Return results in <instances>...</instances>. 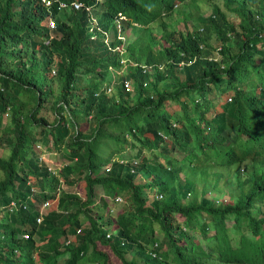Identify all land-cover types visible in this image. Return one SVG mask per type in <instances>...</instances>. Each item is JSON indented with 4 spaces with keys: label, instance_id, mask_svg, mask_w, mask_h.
I'll return each instance as SVG.
<instances>
[{
    "label": "trees",
    "instance_id": "1",
    "mask_svg": "<svg viewBox=\"0 0 264 264\" xmlns=\"http://www.w3.org/2000/svg\"><path fill=\"white\" fill-rule=\"evenodd\" d=\"M59 1L96 6L99 26L104 29L122 12L128 17L123 21V32L132 36L126 46L128 57L165 67L163 72L155 71L154 81L145 87L141 83L146 76L133 67V93L119 86L111 96H95L100 88L98 67L118 63L115 47L120 42L107 45L101 33L91 38L84 11L67 14L65 22L56 18L50 28L48 15L56 16V5L51 14H45L39 0H0V114L10 111L8 124L13 134L8 139V158L0 157L4 174L0 217L16 212L0 220V264H56L64 254L62 264H113L99 249L100 244L108 246L120 264H264V214H251L256 200L264 204V187L255 180H261L264 168L260 171L259 164L249 163L250 177L244 182L251 184L238 195L237 202L210 201L204 196L207 187L202 179L208 176L209 168L217 170L244 161L245 153L237 157L233 152L229 158H225L226 151L224 158L219 153L218 145L228 142L227 130H236L229 145L242 134L261 145L255 155H264V0H221L237 17L238 30L216 5L210 17L200 19L204 32L195 29L177 35L159 19L161 11L171 6L168 0H103L100 5L96 0ZM158 19L162 30L159 38L149 27ZM228 33L232 35L228 37ZM218 44L222 46L220 59H209ZM180 55L193 59L180 71L184 81L173 66L184 59ZM51 69L54 75L48 78ZM50 81L58 85L52 101ZM208 84L232 92L231 102L226 101L221 112L211 117L206 113L214 110L216 99L201 110H191L181 99L193 97L198 107L194 95ZM152 93L155 99L150 98ZM167 100L180 109L168 105ZM47 102L54 112L51 122L36 117ZM24 110H32L29 117H23ZM63 110H67V118L62 116ZM83 120L94 122L89 132L78 129L77 123ZM201 126L207 128L206 133ZM35 143L48 151V156L61 154L65 160L61 177L67 186L80 179L86 183V198L60 191L56 203L52 202L55 209L44 214L38 224L37 210L28 201L30 186L40 190L34 197L37 203L51 201L58 181L47 173L44 164L48 162L38 159L41 150L33 151ZM123 146L133 148L140 159L133 166L114 161L105 173L103 166ZM177 154H182L181 158ZM138 175L142 182L136 183ZM98 186L102 193L113 196L129 192L130 205L117 216L115 229H110V215L93 210ZM145 188H155L163 197L146 205ZM11 198L27 201V209L9 212L6 206ZM175 214L183 216V222H175ZM83 218L90 224L82 226ZM228 220L233 221L231 225ZM19 222L29 223L30 229H22ZM156 228L162 230L163 242H158ZM36 231L43 241L39 245L33 238ZM40 232H45L44 238ZM195 233L207 249L195 241ZM68 235L73 239L65 244ZM232 236L237 239L232 240ZM166 242L170 243L168 250L160 251ZM153 250L160 251L158 257L150 254ZM126 254H130L129 259Z\"/></svg>",
    "mask_w": 264,
    "mask_h": 264
},
{
    "label": "clouds",
    "instance_id": "2",
    "mask_svg": "<svg viewBox=\"0 0 264 264\" xmlns=\"http://www.w3.org/2000/svg\"><path fill=\"white\" fill-rule=\"evenodd\" d=\"M39 1L45 10V14H51L52 8L56 5L55 6L56 12H57L56 16L50 17L48 15V22H47L48 27L53 28L55 26L56 18H59L61 21L65 22L67 14H69L71 12L77 13V12L84 11L87 14L88 29H89L90 35H92L91 38H95L98 33H101L103 35V38H104V43L107 45H110L111 43L116 42V41L120 42L115 47V50L119 52V54H117V56H116L118 63L117 64L109 63L105 67H101V66L98 67V73L101 74V76H98L99 77L98 82L100 83V88L98 90H96V92L94 94L95 96H99L100 93H104L107 96H111L112 94H114V92L115 93L117 92V89L119 86H122V89H124V92H132L133 93V91H132L133 86H134V84L136 85V80L134 82L133 78L130 76V72L133 70V67H136V69H138L142 75L146 76V79L141 83L143 87H145L149 82L154 81L153 76H154L155 71L163 72L164 67H165V65L163 63H155V62H149V64H147L148 62L147 63H139L137 59L134 60L131 57H128L126 46H127L128 42L132 39V36L130 34L127 35L126 33L123 32L124 29L122 27V24H123L124 20L128 19V17L125 14H123L122 12H118L112 19H110L109 27L107 29H104L101 26H99L100 14H99V10L95 9V8H97L96 6H89V5L87 6V5H84L83 3L77 2V1H69V2H62L59 0H39ZM96 1H97L96 5H100L101 1H103V0H96ZM168 1L171 2V6L168 10L161 11V13H160L161 16L159 19L166 24V22L163 20V18L170 17L173 14H181L182 20L179 21L180 24L177 25L175 28L173 27V28L169 29L167 24H166L168 31H173V32H175V35H177L179 33L185 32V31L191 32L195 29H197L198 31L204 32L203 26L200 23V19H206V18L211 16L213 9L217 5L215 2L218 0H188V2H186L187 0H168ZM202 4H209L210 5L209 14H207V15L202 14L201 9H200ZM217 6H219V5H217ZM222 7L224 8L222 10L225 13L226 12L231 13L227 9H225V7L223 5H222ZM220 9H221V7H220ZM61 15L64 16L65 20L61 19V17H60ZM226 15H227V13H226ZM227 18L229 19L228 15H227ZM159 19H158V22H154L151 25L148 24L150 28L152 27L151 28L152 34L153 35L157 34V38H159L161 33H162V30L159 27V24H160ZM188 20L191 22V29L190 30L187 28V21ZM237 21H238V19H237ZM134 25H137V24L134 23ZM235 29L238 30V25L235 26ZM231 35H232L231 33L227 34L228 37H230ZM218 46L220 47V51H221L222 46L220 44H218L214 50H211L212 53H210L208 55L209 59H211V60L220 59V57H221L220 53H219L218 58L215 57V50ZM199 49L204 50V48L202 46H200ZM181 57H183L184 59H182L179 63L173 64L175 73L179 72V75H181L180 71L183 70V67L186 65H189L193 61V59L190 60L189 57H185V56H181ZM185 59H187L188 62H186ZM53 75H54V70L51 69L50 75H49L50 78ZM126 75L129 76V79L126 77ZM179 79H180V81H184V75L183 76L181 75L179 77ZM167 82L168 81L166 80V84H167ZM211 87L216 88L217 85L213 86L212 84H208L207 87L203 91H200V92L202 94H204L205 91L209 90ZM43 90H45V89H43ZM219 90L222 91V93H224V94L227 93V91L223 90L222 88H220ZM219 96L222 97L221 93L219 94ZM150 98L155 99L156 96L153 95V93H152V95H150ZM181 99L186 100L185 96H182ZM231 99H232V97L229 96L227 100L231 102ZM197 101H199V100L196 99V102ZM166 103L175 109H180V107L177 106V104L173 103L170 100H167ZM41 108H39V110ZM40 117H42V116H40ZM232 132H234L233 136L230 135V137H228V134L229 133L231 134ZM235 132H236V130L225 131V136H226L228 142L232 141V137L235 136ZM228 142L226 144L227 147L236 150L237 142H235L231 145H229ZM37 148H39L41 150V152L38 154V159L48 162V164H44V166L47 170V173L49 175H51L53 178L57 179V181H58V186L52 192V195H53L52 200L49 201L48 199H46V200L42 201V202L47 201L48 205H49L52 202L56 203V197L60 191L63 190L65 192H67L66 188H65L66 184L64 183V181L61 177V173H62L61 171H62L63 165L65 164V161H61L63 164L58 166L57 164L51 162L50 159L47 157L49 154L48 151L44 150L42 147H40L38 145H37ZM235 154L237 157H239L241 155V152L238 151V152H235ZM252 156H254V157L252 158ZM229 157H232L231 154L225 155V158H229ZM248 157H250V159H251L250 163H256V164L260 165V171H261L264 168V165L262 164L264 162V155H255L253 152V153L249 154L248 156L244 157L243 158L244 161L240 164L241 170H239L240 169L239 165L236 164V169H235L234 173L236 174L237 171L239 172V175H237V176L239 177L240 183L241 184H248L250 186L251 182L250 183L244 182V180L247 179L246 175L249 174V171H250L249 163L245 162V160ZM121 160H122V162L127 163V161L125 159L121 158ZM244 164H247L246 170H243ZM131 165H133V161H132ZM48 168H55V170L56 169H59V170H57L55 174H52V171L49 170ZM102 170L105 172L104 166H103ZM241 178H243V179H241ZM255 180L258 182V185L264 187V176H262L261 180H259V179H255ZM258 185L253 184V186H255V188ZM28 186H30V182H28ZM145 189L148 190V195L151 194L150 198L152 201L157 195V190L155 188H145ZM39 191L40 190L37 189L36 187L30 186V195L28 197V201H31L32 204L34 205V207L41 206V204H42V202L37 203L35 201V198H34ZM41 192H45V191L42 190ZM70 193H75L78 197L83 199L81 197L80 192H70ZM152 193H154V195H152ZM102 194L103 193L100 192V199L98 201L96 200L97 205L100 204ZM159 195H160V198L163 197L161 193ZM230 198H229V201L231 203L233 201H232V198H231V200H230ZM12 199H14V198H11V200ZM17 201H19V200H17ZM210 201L215 202L216 204L228 203V199L223 200L222 197H218V196H217L216 201H213V200H210ZM19 202H22V201H19ZM22 203H24L26 205V208L25 209L20 208V209L26 210L28 207L27 201L22 202ZM38 215H39V213L37 212V216ZM41 218H42V215H41ZM183 230L186 231L185 227L183 228ZM78 231H80V229H78ZM78 231L76 230V233ZM109 234H110V232H108L106 234V236L107 235L109 236ZM196 234L197 233H195V235ZM23 235L24 234H22L21 237L25 238ZM72 239H73V236L68 235L66 237V240L64 241V243L66 244ZM154 246H157V243H154Z\"/></svg>",
    "mask_w": 264,
    "mask_h": 264
},
{
    "label": "rangeland",
    "instance_id": "3",
    "mask_svg": "<svg viewBox=\"0 0 264 264\" xmlns=\"http://www.w3.org/2000/svg\"><path fill=\"white\" fill-rule=\"evenodd\" d=\"M186 2H188V0ZM215 3L217 5H219L221 7V9H224L222 7V3H221L220 0L216 1ZM200 9H201L202 14L207 15L210 12V5L209 4H202ZM226 13H227V15L229 17V20L232 21L235 24V26H237V23H236L237 22V18L235 17V15L232 14V13H228V12H226ZM60 17H61L62 20H65L63 15H61ZM163 20L166 22L168 28L170 29V28H173V27L175 28L177 25H179L180 24L179 21L182 20V18H181V14H173L170 17L163 18ZM187 28L189 30L191 29V22L189 20L187 21ZM140 34H142L141 31H140ZM185 60H186V62H188L187 59H185ZM48 78H50V77H48ZM89 80H90V78L87 77L86 81L89 82ZM98 81H99V77L97 79V82ZM49 85L51 86V89H52V92H53V94L49 97V101H52L55 98L54 96L56 94V90L58 88V85H57L56 82H53V81L52 82L50 81ZM257 90L258 89H256L255 91H257ZM220 93H221L222 97L219 96ZM12 94L13 93L11 92V93H7L6 95L8 97H11ZM194 96H195L196 99L199 100L198 107H195V103H194L193 97L192 98H190V97L186 98L188 106H189V108L191 110L205 109L207 107V104H208L209 100L216 99L215 100V104L213 106L214 110H209L206 113L207 117H211L214 114L221 112L222 104H224V102L227 101L229 96H232V92H227L226 94H224V93H222V91H220L218 89H215L214 87H211L208 90V92L205 91L204 94L196 92ZM204 99H206V100L204 101ZM49 105L50 104H48V103H44L42 108L40 110H37L36 117L42 116L45 120H47L48 122H51L53 120V117H54L53 116L54 112L49 109ZM31 111L32 110H24L23 111V117H29ZM1 114H0V157L8 158V156L10 154V146L8 144V139H12L13 138V134L9 130V124H8L9 117H10V115H9L10 111H7L6 113H4L2 115ZM61 114H62L63 117H66V118L68 117L67 110H63L61 112ZM27 122L29 123V118H27ZM77 125H78V129L89 132V127L94 125V122L93 121H89V120H83V121H80V123H77ZM202 128L204 129V133H206L207 132V128L206 127H202ZM233 134H234V132H232L231 134L229 133L228 137H230V135L233 136ZM36 145H37V143L33 144V146H32V149H33L34 152H36V150L40 151V149H36V147H35ZM218 150H219L220 154L222 153V157L223 158H224L225 151H226V155H229V154H231L233 152H238L239 151L241 153H245L246 156H248L249 154H251L253 152L260 151L261 150V145L256 143L253 139H250V138L249 139H244V135L239 134L238 137H237L236 150H234L232 148H228L227 145H225V144L224 145H218ZM149 152H152V150H150ZM181 156H182V154H177L176 155L177 158H181ZM47 157L50 159L51 162L57 164L58 166L63 164L61 161H65L63 159V157L61 156V154H59V152H55L54 154H51V155H49ZM121 158L125 159L130 164L132 163V161L134 162V161L140 159V157H136L135 153H133V148H131L130 146H123L121 148V152H119L118 154L117 153L113 154L111 160L104 165L105 173H108L112 169V163L114 161H117V162L121 163L122 162ZM67 162H70V161H67ZM245 162L250 163L251 162L250 157H248L245 160ZM131 166H133V165H131ZM239 168H240L239 170H241V166L240 165H239ZM107 169H109L108 172H106ZM235 169H236V164H232V165H229V166H219V168L217 170L209 168L208 172L209 171L210 172H209L208 176L202 178L205 181L206 187H207V190H206V193H205L204 196L209 198L210 200H213V201L217 200V196L218 197H222L223 200H227L228 199V203H230L229 198L231 197L233 202H237L238 195L240 193H242V192H246L247 189L249 188V185L248 184H242L241 185V183L239 181V177L234 173ZM103 176H106V175H103ZM249 177H250L249 174H247L246 178H249ZM3 178H4V174L0 170V181ZM182 178H183V176H182ZM241 179H243V178H241ZM135 182L136 183L142 182V179H141V177L139 175L137 176ZM65 188H66L67 192H80L81 197L82 198H86V194H85L86 193V183L82 179L75 181V183L72 186H67L66 185ZM95 189H96V192L98 194V196H97V201H98L100 199V192L102 191V189L100 188V186L95 187ZM200 189H201V186L198 185V197H197L198 200L201 197ZM159 194L160 193L157 192V195L155 197L156 200L160 199V195ZM144 195L146 196V205L150 204L151 203V198H150L151 194L148 195V190L147 189H144ZM127 196H129V192L128 191H125L124 194H116L114 196L106 194V193H103L102 197H101V200H100L102 205L101 204H99V205L96 204L95 206H93V210L95 212L101 210V212H100L101 214H103L106 217H108V215H110L113 218L112 219L113 224L110 226V229H115L116 228V225H117L116 224V218H117V216L119 214H121L122 212H124L126 210V208H128V205H130L129 204L130 200H129V198ZM231 198H230V200H231ZM102 200L105 202L106 206L103 205ZM35 209L37 210L38 213H40L42 216H44V214H46L49 210L55 209V204L54 203H50L45 208H40V206H36ZM91 212H92V210L90 211V214H91ZM15 213H4L0 217V220H3V218L5 216L9 218V215H13ZM260 213L264 214V204H259L257 202V200H256L255 203H254L253 208L251 209V214H252L253 217L254 216L258 217L260 215ZM86 220L87 219L83 218L82 226L90 224V221L89 220L86 221ZM174 220H175V222H183L184 218H183V216H181L179 214H175L174 215ZM232 222L233 221L228 220L227 224L231 225ZM18 225H19V227L22 226V229H23V227H26L27 229H30L29 223L19 222ZM13 226H16V224H14ZM261 227L264 228V224ZM210 233H212V232H210ZM34 235L37 237V238L35 236L33 237L34 238V242L37 245H39L40 243L43 242L41 240V238H39V231H36L34 233ZM246 235L249 236L248 233H246ZM40 236L42 238H44L45 237V232H40ZM155 236H156V238H157L159 243L163 242L164 238H163L162 230L159 231L156 228ZM192 236L195 238V241L199 240L201 245L203 247H205V249H207V247L205 246V244H206L205 241L201 240L199 235H197V234L195 235L194 234ZM234 239H237V236H232V240H234ZM58 240L61 241V237H59ZM169 244H170L169 242H166V244L164 243L160 251L168 250V246L167 245H169ZM8 245H9L10 248L12 247V244H8ZM152 247L155 248L154 244H153ZM16 248L19 249L18 246H16ZM99 249H101L102 251L104 250L107 253L110 262H112L113 264H120L121 263V260L112 252V250L108 246L100 244L99 245ZM160 251H158V253H156L154 251V252H151L150 254L153 257L154 256L158 257L157 254H159ZM125 256L128 258L130 256V254H126ZM65 257H66L65 254L60 256V257H58L56 264H62L64 259H65ZM36 264H42V263H40L39 261H36ZM215 264H223V263L217 261V262H215ZM232 264H236V263H232Z\"/></svg>",
    "mask_w": 264,
    "mask_h": 264
},
{
    "label": "built area",
    "instance_id": "4",
    "mask_svg": "<svg viewBox=\"0 0 264 264\" xmlns=\"http://www.w3.org/2000/svg\"><path fill=\"white\" fill-rule=\"evenodd\" d=\"M48 169L52 171V174H55L56 171L59 170V169H56V170H55V168H48ZM108 171H109V169L106 170V172H108ZM47 205H48V202H47V201H44V202H42L40 208H45ZM20 208L25 209V208H26V205H25L24 203H22V202H19V201L15 200V199H12V200L9 202V204L6 206V209H7L9 212H13V211H15V210H19ZM40 220H41V214L39 213V215H38V216L36 217V219H35V222H36V223H39ZM77 231H78V230H77ZM23 236H24L25 238L28 237L27 234H24ZM107 236H108V235H107Z\"/></svg>",
    "mask_w": 264,
    "mask_h": 264
},
{
    "label": "bare ground",
    "instance_id": "5",
    "mask_svg": "<svg viewBox=\"0 0 264 264\" xmlns=\"http://www.w3.org/2000/svg\"><path fill=\"white\" fill-rule=\"evenodd\" d=\"M219 53H220V47L218 46V47L216 48V50H215V57H216V58H218ZM230 97H232V96H230ZM227 101H228V100H227ZM229 102H230V101H229ZM224 103H226V101H225Z\"/></svg>",
    "mask_w": 264,
    "mask_h": 264
}]
</instances>
